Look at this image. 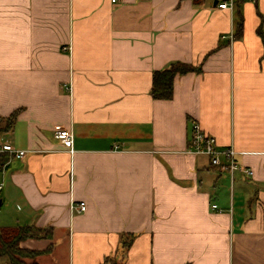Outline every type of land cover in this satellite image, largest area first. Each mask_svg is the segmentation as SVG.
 Returning <instances> with one entry per match:
<instances>
[{
	"label": "crops",
	"instance_id": "obj_1",
	"mask_svg": "<svg viewBox=\"0 0 264 264\" xmlns=\"http://www.w3.org/2000/svg\"><path fill=\"white\" fill-rule=\"evenodd\" d=\"M226 1L0 0V144L27 151L0 231L49 230L0 264H264V0ZM177 62L202 71L153 98ZM195 122L253 175L188 153Z\"/></svg>",
	"mask_w": 264,
	"mask_h": 264
},
{
	"label": "built area",
	"instance_id": "obj_2",
	"mask_svg": "<svg viewBox=\"0 0 264 264\" xmlns=\"http://www.w3.org/2000/svg\"><path fill=\"white\" fill-rule=\"evenodd\" d=\"M119 0H111L112 3H118ZM256 1V0H253ZM235 5V0L226 1L219 4L220 9H232ZM56 138L60 139L67 147L73 146V139L70 133L56 128ZM9 153L15 158L23 159L27 151L17 150L11 144H0V153ZM188 153L199 156H206L210 159V164L215 167H221L223 171H228L231 177L237 171H242L247 177L252 176L253 172L250 169L242 168L236 160L237 152L232 148H219L216 138L204 133L199 123L195 122L190 135V147ZM3 184L0 183V190ZM217 205H213L216 208ZM77 211L84 212L87 209L85 202H81L76 207Z\"/></svg>",
	"mask_w": 264,
	"mask_h": 264
},
{
	"label": "trees",
	"instance_id": "obj_3",
	"mask_svg": "<svg viewBox=\"0 0 264 264\" xmlns=\"http://www.w3.org/2000/svg\"><path fill=\"white\" fill-rule=\"evenodd\" d=\"M242 24L237 27V36L242 33ZM200 66L186 63H173L169 68L155 71L153 75V85L151 95L158 100H171L174 94V80L178 75H185L191 72H201ZM19 112L13 113L6 119L4 126H0V133L14 128ZM1 122V121H0ZM49 230L33 226L8 228L0 231V256L11 252L12 248L18 250V244L27 239H41L49 237Z\"/></svg>",
	"mask_w": 264,
	"mask_h": 264
},
{
	"label": "water",
	"instance_id": "obj_4",
	"mask_svg": "<svg viewBox=\"0 0 264 264\" xmlns=\"http://www.w3.org/2000/svg\"><path fill=\"white\" fill-rule=\"evenodd\" d=\"M0 206H1V200H0Z\"/></svg>",
	"mask_w": 264,
	"mask_h": 264
}]
</instances>
